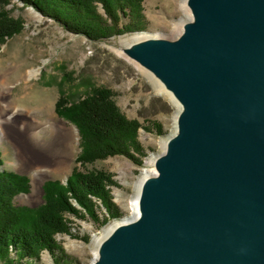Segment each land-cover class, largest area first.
<instances>
[{"label":"water","instance_id":"obj_1","mask_svg":"<svg viewBox=\"0 0 264 264\" xmlns=\"http://www.w3.org/2000/svg\"><path fill=\"white\" fill-rule=\"evenodd\" d=\"M188 4L176 39L125 48L183 109L92 264H264V0Z\"/></svg>","mask_w":264,"mask_h":264},{"label":"rangeland","instance_id":"obj_2","mask_svg":"<svg viewBox=\"0 0 264 264\" xmlns=\"http://www.w3.org/2000/svg\"><path fill=\"white\" fill-rule=\"evenodd\" d=\"M143 8L146 22L144 30L91 40L67 30L59 22L31 5H24L20 0H12L5 7L10 16L22 22V29L18 33L0 43V75H5L8 86H12L11 108H23L20 111L25 116L28 110L29 115L37 119L41 116L35 113L53 112L58 119L74 127L78 134L75 141L63 146L58 153L59 163L63 162L67 168L54 171L46 177L41 185L40 197L31 199L29 194L34 187L32 174L25 166L23 169L17 167L14 139L2 135L0 131L2 168L26 175L30 183L29 191L16 195L14 203L39 206L44 202L43 186L47 180L58 179L66 183L74 169L83 172L102 170L113 178L114 183L108 188L120 212L118 218H110L104 225L88 216L66 214L69 232L57 233L55 236L60 250L54 255L44 250L37 262L32 264H92L96 240L104 236L111 224L134 217L133 201L139 186L147 173L153 171L152 160L155 161L164 152L165 142L176 131L178 106L170 96L158 89L152 72L126 54L125 48L132 43L128 45L121 39L138 32L152 38L176 39L187 13L182 0H144ZM99 11L103 13L100 6ZM128 20L127 17L122 18L123 23ZM29 72L32 73L27 76ZM97 87L110 89L121 112L142 124L138 139L143 153H136V157L141 159L140 165L123 154L109 155L92 162L77 161L81 152L79 131L73 123L59 116L56 105L61 98L76 102ZM16 114L9 113L6 120L13 121V124ZM157 126L162 127L161 133L157 131ZM47 135L51 138L49 133ZM37 151L42 152L40 148ZM43 158L45 156L41 153L31 157L30 162L37 164ZM94 199L100 205L97 210L102 220L107 213L101 201ZM64 257L66 261L60 260Z\"/></svg>","mask_w":264,"mask_h":264},{"label":"trees","instance_id":"obj_3","mask_svg":"<svg viewBox=\"0 0 264 264\" xmlns=\"http://www.w3.org/2000/svg\"><path fill=\"white\" fill-rule=\"evenodd\" d=\"M11 1L0 0V43L22 29L21 20L10 16L5 9ZM20 1L35 7L67 30L91 40L142 31L146 26L144 0ZM123 17H127L128 22L123 23ZM56 112L79 131L81 152L77 161L92 162L123 154L141 164L136 153H143L138 139L142 124L121 112L110 89L97 87L76 102L61 98ZM157 131L161 133L162 127L157 126ZM2 164L0 149V262L3 264H32L44 250L54 255L61 248L56 234L69 232L66 214L88 216L101 225L120 216L108 188L114 183L109 173L74 169L66 183L58 179L47 180L43 186L44 202L30 207L14 203L16 195L29 191V178L3 169ZM94 198L101 201L107 213L102 220L97 210L100 205ZM60 260L66 261V258Z\"/></svg>","mask_w":264,"mask_h":264},{"label":"bare ground","instance_id":"obj_4","mask_svg":"<svg viewBox=\"0 0 264 264\" xmlns=\"http://www.w3.org/2000/svg\"><path fill=\"white\" fill-rule=\"evenodd\" d=\"M182 6L187 13V18L180 24V34L178 36L183 33L185 23L193 20V14L188 4V0H182ZM147 38L150 37H147V35L144 33L138 32L122 38L121 41L129 43L128 45H130L133 42H137ZM31 73L32 72H29L27 76H30ZM152 75L155 78L154 81L156 82L158 89L170 96L179 108V111L175 116V130L177 131L178 118L180 112L183 109V105L174 95V93L166 87V85L160 78H158L153 72ZM8 82L9 81L6 79L5 75H0V131L2 135L13 137V146L16 152L15 164L19 169H23V167L25 166L27 169H29V173H31L33 177L34 187L33 192L29 194V197L31 199L35 196L39 198L41 195V185L43 180L46 177L50 176L54 171L64 170L67 168V165L63 162V164L59 163L60 161H58V153L62 150L63 146L68 145L71 141H75V138H77L78 135L77 130L72 126H68L64 120L58 119L56 115L50 111H44L39 114L35 113L41 116L37 119L33 115H29L28 110H26V112L29 116L27 114L25 116V114L21 113L20 110H23V108L18 109L17 107V109H12L13 107L11 108V106L13 105V103L11 101V96L13 92L12 86H8ZM27 82L28 81L26 80V83ZM16 112L18 115L16 114L17 118L14 120L13 125L11 124L13 121H9L6 119L9 113L13 114ZM47 133L50 134L51 138L48 137ZM166 146L167 142H165V147ZM38 148L41 149V153L45 156V158H43L42 161L40 160L41 162L33 164L30 162L31 157L41 154L38 153ZM152 162V164L154 165L153 160ZM154 173H157L155 166L152 172L147 173V176ZM145 178L142 180V182L145 180ZM142 182L139 186V191L133 201L134 217H136L140 212L139 196L141 192ZM118 223L120 222L111 224L106 229L104 236L101 239L98 238L96 240L95 246L97 244V247H95L94 259L99 255L98 247L100 242L111 233V231Z\"/></svg>","mask_w":264,"mask_h":264}]
</instances>
